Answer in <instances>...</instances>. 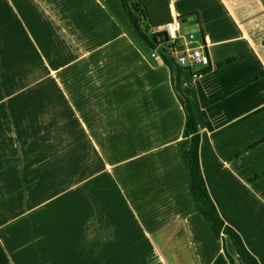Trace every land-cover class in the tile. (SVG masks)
Returning <instances> with one entry per match:
<instances>
[{"label": "crops", "instance_id": "crops-1", "mask_svg": "<svg viewBox=\"0 0 264 264\" xmlns=\"http://www.w3.org/2000/svg\"><path fill=\"white\" fill-rule=\"evenodd\" d=\"M167 7L171 21L192 20L199 31L182 33L210 57L181 74L208 192L264 264V0ZM160 50L121 0H0V264H230L226 253L245 264L195 209L178 146L185 112ZM15 61L40 62L23 72ZM45 80L54 87L30 92Z\"/></svg>", "mask_w": 264, "mask_h": 264}, {"label": "trees", "instance_id": "trees-1", "mask_svg": "<svg viewBox=\"0 0 264 264\" xmlns=\"http://www.w3.org/2000/svg\"><path fill=\"white\" fill-rule=\"evenodd\" d=\"M121 2L139 37L153 49L158 45L161 46L160 54L171 71L174 90L185 112L183 136L178 146L180 158L187 169L188 184L195 209L207 219L217 237L223 235L230 237L239 258L245 264H260L248 250L240 234L225 224L208 192L199 158L200 133L195 110L192 101L181 89V74L184 68L166 53L168 38L165 32L147 35L141 28L143 19L148 20L153 27L171 21L167 0H121ZM226 254L230 264H234L232 258L228 253Z\"/></svg>", "mask_w": 264, "mask_h": 264}, {"label": "built area", "instance_id": "built-area-1", "mask_svg": "<svg viewBox=\"0 0 264 264\" xmlns=\"http://www.w3.org/2000/svg\"><path fill=\"white\" fill-rule=\"evenodd\" d=\"M168 38L167 54L174 59L182 68L190 70L191 68L201 66L207 68L210 66V57L207 47L203 43L196 41L195 33H182V22L180 19H173L170 23L162 27ZM156 52L152 57H157ZM202 73L194 72L193 78L200 77Z\"/></svg>", "mask_w": 264, "mask_h": 264}, {"label": "rangeland", "instance_id": "rangeland-1", "mask_svg": "<svg viewBox=\"0 0 264 264\" xmlns=\"http://www.w3.org/2000/svg\"><path fill=\"white\" fill-rule=\"evenodd\" d=\"M90 38H94V35H90ZM93 40V39H92ZM86 42V40H84ZM41 52L44 54H46V51L44 50H41ZM57 55L58 58L59 57V51H51V55L54 57L55 55ZM107 58V57H106ZM20 63V70H24L27 68H32V67H37L38 69V63L40 61H15V64L17 63ZM21 72V71H20ZM53 82L51 80H45V81H42V82H39L37 83L36 85H32L30 87V92L33 94V93H40L42 92L43 90H47V89H51V87H54L53 85ZM52 85V86H51ZM53 101V105H57L61 102V99L60 98H56V97H53L52 99ZM68 115H69V141L71 139V142L75 143L77 140L75 139L76 138V129H75V126H74V121L72 120L71 118V115L70 113L68 112ZM82 150H84V156H85V159H84V165H85V170H87L88 168V158L90 157V154H89V149L88 147L84 144V145H80ZM71 147H69V152H70V149ZM72 152V151H71ZM89 156V157H88ZM262 196H264V188L262 189V193H260ZM256 218H257V221L259 223V228L261 231H264V211L262 208H258V211H257V214H256Z\"/></svg>", "mask_w": 264, "mask_h": 264}, {"label": "water", "instance_id": "water-1", "mask_svg": "<svg viewBox=\"0 0 264 264\" xmlns=\"http://www.w3.org/2000/svg\"><path fill=\"white\" fill-rule=\"evenodd\" d=\"M194 22L196 23L197 22V19H193ZM191 22L192 20L190 18H185L182 20V26L183 27H188V30L189 32H196V31H199V29H195L194 31H192L193 29L190 27L191 26Z\"/></svg>", "mask_w": 264, "mask_h": 264}]
</instances>
